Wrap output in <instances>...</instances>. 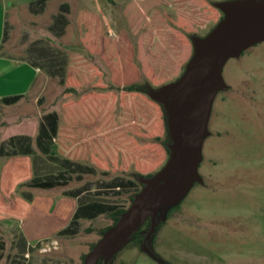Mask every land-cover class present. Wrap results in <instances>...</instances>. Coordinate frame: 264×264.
<instances>
[{
  "label": "rangeland",
  "instance_id": "374dc122",
  "mask_svg": "<svg viewBox=\"0 0 264 264\" xmlns=\"http://www.w3.org/2000/svg\"><path fill=\"white\" fill-rule=\"evenodd\" d=\"M71 3L70 35L57 46V51L66 54V58L81 56L101 73L105 88L101 92L108 95L116 121L132 117L129 109H135L137 102H129L132 104L128 107L129 95L109 91L113 67L129 63L136 81L145 76L155 86L172 83L193 53L185 34L205 37L223 15L209 0ZM83 16L86 23L92 19L91 23H99L102 29L103 40L101 45L97 42L96 52L82 41L89 31L86 23L80 25ZM88 75L92 73L89 71ZM222 76L227 87L217 93L213 102L209 136L198 169L201 181L194 182L183 197L168 201L159 210L157 219L160 217L161 223L148 242L154 256L129 241L112 264H264V42L230 59ZM53 81L46 100L58 111L62 104V114L67 102L65 80L61 84L58 78ZM144 82L143 77L142 86ZM93 84L89 80L71 93L69 100L77 102L83 95L97 92ZM13 88L19 91L18 87ZM20 99L15 96L13 104ZM144 99L149 102L147 96ZM142 108L152 120L158 116L159 110ZM161 159L157 172L167 162L166 157ZM27 162L24 159L8 164L4 174H0V264H83L82 257L100 240L101 231L112 223L111 218L101 214L85 221L80 213L77 220L83 222L70 223L76 203L67 193L83 185L72 182L68 187H28L24 181L32 176ZM133 172L132 168L127 173L114 174L98 170L97 181L106 184L95 191L89 188L80 200L98 199L102 205L129 208L130 197L142 190L141 181ZM87 178L94 180L93 175ZM116 178L133 185L120 190L114 189L116 185L106 186ZM91 207L93 212L99 211L97 205ZM78 212L79 208L74 216Z\"/></svg>",
  "mask_w": 264,
  "mask_h": 264
},
{
  "label": "crops",
  "instance_id": "0c3cea01",
  "mask_svg": "<svg viewBox=\"0 0 264 264\" xmlns=\"http://www.w3.org/2000/svg\"><path fill=\"white\" fill-rule=\"evenodd\" d=\"M71 7V0H0V174H4L8 164L26 159L33 178L24 181L28 187L37 188L61 178L63 187L72 182L82 184L67 193L76 203L70 223L79 224L83 222L77 220L80 213L85 221H92L98 211L93 212L91 206L102 205L98 199L80 198L89 188L95 191L106 183L97 181L98 170L86 163L70 162L52 154L62 124V104L58 111L46 99L51 82L58 78L61 84L68 70L69 58L58 52L57 46L69 38ZM15 69L18 70L14 72ZM15 96L21 99L13 104ZM15 106L18 108L13 110ZM59 168L62 169L56 174ZM89 175L94 180H88ZM108 185L120 190L133 184L116 178Z\"/></svg>",
  "mask_w": 264,
  "mask_h": 264
},
{
  "label": "water",
  "instance_id": "95a60500",
  "mask_svg": "<svg viewBox=\"0 0 264 264\" xmlns=\"http://www.w3.org/2000/svg\"><path fill=\"white\" fill-rule=\"evenodd\" d=\"M216 7L224 18L205 37H193L194 55L183 75L150 94L164 105L172 141L171 156L151 178L118 223L108 229L87 254L84 264H107L128 244L130 237L150 219L143 249L153 255L148 242L161 223L159 210L183 197L194 182L209 136L208 125L217 93L226 89L222 72L230 59L264 42V0H231Z\"/></svg>",
  "mask_w": 264,
  "mask_h": 264
},
{
  "label": "trees",
  "instance_id": "16d2710c",
  "mask_svg": "<svg viewBox=\"0 0 264 264\" xmlns=\"http://www.w3.org/2000/svg\"><path fill=\"white\" fill-rule=\"evenodd\" d=\"M209 1L219 10L216 7L217 3L231 0L218 2ZM220 12L223 15L217 24L224 18V13L222 11ZM79 20L80 25H84V23L87 22L84 20V16ZM91 21L85 24L86 28L89 27V31L87 35L82 38V41L85 45H92V51L96 52V50H99L97 42L101 45L100 41L103 40L102 29L99 23L96 25L91 23ZM185 35L191 43L193 56V37L195 36L190 33H186ZM243 54L244 52L242 55ZM192 56L187 59L184 64L183 72L176 80L183 75ZM89 71L92 73L90 76L88 75ZM133 71L134 69L129 63L113 67V85L112 89L109 88V91L115 90L116 92H114H118L117 94L129 95L131 100L127 102L128 107H130L129 104H132L133 101L137 102L134 104L135 107L133 106L135 109L132 107V109H129L130 112H132V117H125L116 121L112 113L114 107L108 102V95L101 92L105 89L103 88L101 73L94 67L92 68L88 61L81 56L72 55L69 58L68 70L65 77L66 90L64 94V99H66L67 102L63 104L62 124L56 134V144L52 150L53 155L74 163L88 162L99 171L113 174L117 172L127 173V171L132 168L134 171L132 173L133 176L140 181L149 179L157 173V170L163 163L161 158L164 156L168 160L171 156L172 151L170 147L172 141L168 131V116L166 109L163 104L152 100L150 98V93L166 84L155 86L151 82L150 77L147 78L143 76L145 78V84L142 86L140 81L143 77L136 81L135 72ZM89 80L94 81V86L92 87L95 91L97 90V92H90L83 95L77 102L69 100L70 94L87 84ZM98 90L100 91L99 93ZM144 96L149 98V102L148 100L145 101ZM144 106L159 110L158 116L159 114L160 116L155 117L153 121L150 114L143 110L142 107ZM136 111L145 113L137 114ZM139 140L146 141V143L142 145ZM57 186H64V182L55 181L43 183L39 184L37 187L53 188ZM141 186L142 189L145 187L142 182ZM139 192L140 191L135 192L133 196L130 197V206ZM98 208L99 211L96 215L106 214L112 221L108 227L101 231V237L108 229L118 223L122 214L128 209L114 208L107 205H99ZM150 226L151 223L148 220L130 237L129 241H133L136 245L143 247ZM145 227L148 228V231L145 230ZM96 244L97 243H94L90 246V251ZM86 256L87 254L82 257L83 264ZM114 259L115 258H113V260ZM113 260L107 264H112ZM98 264L106 263L104 260H100Z\"/></svg>",
  "mask_w": 264,
  "mask_h": 264
},
{
  "label": "flooded vegetation",
  "instance_id": "af4514ba",
  "mask_svg": "<svg viewBox=\"0 0 264 264\" xmlns=\"http://www.w3.org/2000/svg\"><path fill=\"white\" fill-rule=\"evenodd\" d=\"M228 88H229V87H228ZM228 88H227V89H228ZM149 221H150V219H149Z\"/></svg>",
  "mask_w": 264,
  "mask_h": 264
}]
</instances>
